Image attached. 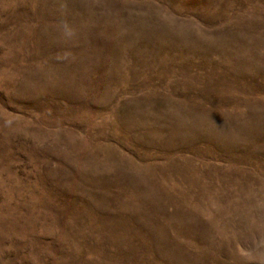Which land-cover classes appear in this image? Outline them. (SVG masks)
I'll return each mask as SVG.
<instances>
[{"label": "rangeland", "instance_id": "374dc122", "mask_svg": "<svg viewBox=\"0 0 264 264\" xmlns=\"http://www.w3.org/2000/svg\"><path fill=\"white\" fill-rule=\"evenodd\" d=\"M0 264H264V0H0Z\"/></svg>", "mask_w": 264, "mask_h": 264}]
</instances>
